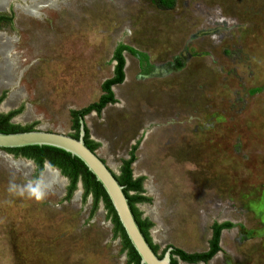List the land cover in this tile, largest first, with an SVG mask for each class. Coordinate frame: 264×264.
<instances>
[{"label": "rangeland", "instance_id": "obj_1", "mask_svg": "<svg viewBox=\"0 0 264 264\" xmlns=\"http://www.w3.org/2000/svg\"><path fill=\"white\" fill-rule=\"evenodd\" d=\"M31 1L0 10L14 71L0 85V115L73 136L71 112L99 100L115 49L131 48L115 102L84 122L116 178L135 148L132 177L149 201L134 206L152 224L156 255L207 252L214 224L231 223L208 263L173 259L264 264V0H176L172 10L154 0H38L36 15ZM47 171L55 178L45 182ZM45 173L0 150V264H126L103 203L93 209L81 182L67 198L69 181Z\"/></svg>", "mask_w": 264, "mask_h": 264}, {"label": "trees", "instance_id": "obj_2", "mask_svg": "<svg viewBox=\"0 0 264 264\" xmlns=\"http://www.w3.org/2000/svg\"><path fill=\"white\" fill-rule=\"evenodd\" d=\"M154 5L159 10H172L176 6V0H154ZM5 17H0V22L5 21ZM128 52L130 54L136 55L135 51L126 46H118L113 53V61H115L116 65L114 67V77L110 80H107L102 85L103 95L99 98L96 103H93L86 108L71 112V115L74 120L73 129L76 133L71 136L73 138L78 137V121L83 119L85 116L89 115L92 112H95L97 115L101 113V111L111 103L115 102L114 94L112 92V86L120 84L124 80V65L125 60L123 57V53ZM2 98H0L1 102ZM17 112H11L7 115H0V133L10 134V133H18L24 131H31V129H20L14 127L10 124V120ZM85 136L84 143L91 150L95 151L98 147L97 144L90 141L88 130L85 126ZM135 148H133L134 152ZM7 152L12 153L15 157H21L26 160H30L35 165V177H38L43 168L44 164L48 163L50 167L56 168L60 174L69 181V185L67 188L66 197H70L71 194L76 189L79 182H81L83 187V198H86L88 195H91L93 198V209L97 206L99 202H102L105 210L107 211L108 217L113 225V235L114 237H118L121 240L122 249L126 252L127 255V263L126 264H139V257L133 247L131 246L129 240L126 237V234L118 221L116 213L106 195L101 185L96 182L94 177L87 171L86 167L74 157H71L68 153H65L62 150L52 148V147H25L20 149H11L5 150ZM133 152L131 153L129 160L124 161L122 165L121 175L119 178H116L118 183L124 187L123 191L125 196L128 199L129 206L134 215L135 221L148 242L149 246L156 252V248L151 244L148 229L152 226V224L147 220H142L140 217V213L136 210L135 204L141 202H148L149 200L142 196V180L143 178L133 179L131 165L133 164L135 158L133 156ZM130 193H133L130 195ZM232 227L231 223H223V224H214L212 228V237L210 241V247L207 252L200 254H187L180 249L173 248L171 252V262L170 264H178L176 260L173 259L174 256L178 257L181 261L186 263H208L217 252H219V239L220 234L223 229H229ZM170 248V247H168ZM172 248V247H171ZM166 251V250H165ZM164 251V252H165ZM163 252V254H164ZM156 254V253H155ZM162 254V256H163ZM159 257V258H162Z\"/></svg>", "mask_w": 264, "mask_h": 264}, {"label": "water", "instance_id": "obj_3", "mask_svg": "<svg viewBox=\"0 0 264 264\" xmlns=\"http://www.w3.org/2000/svg\"><path fill=\"white\" fill-rule=\"evenodd\" d=\"M78 125L77 138L40 130L10 134L0 133V150L46 146L62 150L71 157L77 158L106 193L127 239L139 257V264H170L173 248H167L162 258H159L153 252L135 221L128 199L123 191L124 187L118 183L110 168L97 155L96 151H91L85 145L84 118L78 121ZM47 169H50L48 163L44 164V172Z\"/></svg>", "mask_w": 264, "mask_h": 264}, {"label": "bare ground", "instance_id": "obj_4", "mask_svg": "<svg viewBox=\"0 0 264 264\" xmlns=\"http://www.w3.org/2000/svg\"><path fill=\"white\" fill-rule=\"evenodd\" d=\"M9 0H0V10H3ZM35 13L36 9L27 8L26 12ZM28 13V12H27ZM10 49H11V40L7 38L5 35L0 34V85H4L5 87H9L10 82L13 81L14 71L12 69V59L10 57ZM13 96V95H12ZM45 173V172H44ZM55 178V175L51 172L47 171L44 175V181L48 182ZM53 183V182H52Z\"/></svg>", "mask_w": 264, "mask_h": 264}, {"label": "clouds", "instance_id": "obj_5", "mask_svg": "<svg viewBox=\"0 0 264 264\" xmlns=\"http://www.w3.org/2000/svg\"><path fill=\"white\" fill-rule=\"evenodd\" d=\"M15 185H11L9 191H13L15 189ZM20 195H24L23 190L20 192ZM29 195L34 196L37 200L42 199L43 192L39 191L37 188H32L29 186Z\"/></svg>", "mask_w": 264, "mask_h": 264}, {"label": "flooded vegetation", "instance_id": "obj_6", "mask_svg": "<svg viewBox=\"0 0 264 264\" xmlns=\"http://www.w3.org/2000/svg\"><path fill=\"white\" fill-rule=\"evenodd\" d=\"M31 2H33V1H31ZM37 4H39V1H38V0H35V2H33L32 6H29L28 8H34V9H36V11L38 12L39 9L37 10V8H39V7H38ZM43 8H44V7H41L40 10L43 9ZM27 12H28V14H31V15H32V14H35V13H30L29 11H27ZM26 14H27V13H26ZM35 15H36V14H35ZM6 37H7V36H6ZM7 38H8V37H7ZM9 39H10V38H9ZM10 40H11V39H10ZM124 66H125V65H124ZM123 71H124V69H123Z\"/></svg>", "mask_w": 264, "mask_h": 264}]
</instances>
